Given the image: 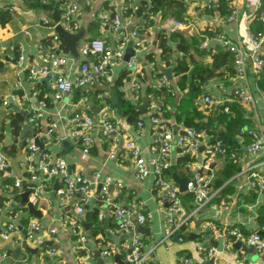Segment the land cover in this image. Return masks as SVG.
Listing matches in <instances>:
<instances>
[{
  "label": "crops",
  "instance_id": "1",
  "mask_svg": "<svg viewBox=\"0 0 264 264\" xmlns=\"http://www.w3.org/2000/svg\"><path fill=\"white\" fill-rule=\"evenodd\" d=\"M78 6L75 20L79 29L71 35L77 38L68 41L61 37L62 44L56 52L68 59V65L63 69L65 77L74 80L79 73L82 65L93 61L92 57L83 58L80 47L89 39L102 36L114 48L119 43L109 28H104L101 32L98 28L97 15L102 11H119L124 8L129 11L139 5V0H69ZM185 3V13L183 14L186 30L178 31L185 36L188 44H184L187 54L177 50L176 44L172 46L173 59L186 58L188 63L210 65L213 55L219 50L228 51L219 45L213 37L225 36L233 43L240 45L241 49L250 52L248 43L250 32L249 24L256 18L259 9L256 8L259 0H239V16L235 22L227 21L226 17H221L216 11L199 12L204 0H182ZM262 0H260L261 2ZM0 4L8 5L15 9L14 13L9 14V20L0 25V153L5 158L8 168L14 173V178L8 180L13 185L14 179H26L27 174L20 167L27 152V140L38 131L37 127L44 130L49 124H56V139L46 144V150L52 159L62 158L68 165V170L72 175L91 176L94 172H99L101 177L110 176L113 184L109 188V194L113 200L123 208H133L136 212L149 214V219L140 225L137 232L141 234L143 240V252L149 253L152 264H175L180 257L190 258L194 264H264V256H259L253 251L245 250L235 246V243L224 237L219 232L229 225H234L248 232L255 230L258 225L256 222L257 210L264 203V197L254 196L251 201V190L247 189L244 171L264 160V149L255 156H246L242 153L238 157L240 171L228 182H230V193L222 196L217 195L212 201L191 215L194 208L191 196L189 199L182 195L183 217H190L189 222L184 225L186 228L180 232L179 229L173 232L165 220L167 217V206L160 207L158 204L157 189L154 186V176L151 174L144 180H137L134 177V166L130 156L122 150L120 142L115 143L114 139L105 141L98 134L95 135V143L89 154L82 153L80 146L71 141L66 133L71 128V118L77 108L78 101L87 96L88 102L92 106L93 113L102 107V101L98 95L107 92L104 100L109 108L107 115L115 121L121 128L125 137L136 141L142 149V156L152 169V164L157 155L152 149L153 129L148 120V109L145 114L138 113V117L143 116V135L136 137L135 123H130L128 117L122 115L121 101L128 100L133 105H140L145 98L151 99L153 94H146V88L157 89L159 85L158 77L147 65L145 55L152 53L159 57L156 35L161 29L163 22L159 16L153 19L154 25L144 31H140L136 38H131L127 44L128 49L135 51L143 59L145 77L142 80L143 88L139 99H135L130 91V82L134 77L126 73L123 79L119 77L124 70V65L116 63L110 66L108 78L103 85L94 86L91 89H76L71 93H65L60 97L51 81L43 79L36 84H31L26 78L25 73H18L14 66L15 58L23 54L25 56L24 67L36 58L39 44L45 39H51L56 30L41 24L43 17L49 14L43 10H32L24 2L19 0H0ZM112 7V8H110ZM264 12H261L262 16ZM123 26L127 31H131L134 26L144 27L145 22L142 18H137L132 13L122 12ZM205 38H209L208 45L202 47ZM137 49V50H136ZM264 53V47L262 48ZM158 59V58H157ZM41 64L48 65L47 62L39 60ZM159 65V64H158ZM234 71L233 60L229 65ZM223 76L214 77L208 80L202 87V92L207 95H218L222 89L233 92L235 89L247 88L252 94L255 103L251 106L240 105L244 117L248 121L247 128L260 127L264 133V91L258 86V75H255L247 63V73L244 77L229 74L226 71ZM177 79L171 80V88L175 95L174 102H167L161 99V106L166 109L165 119L173 132V141L184 126L176 118L177 102L184 97L186 91H180L177 87ZM34 86V89L32 88ZM198 109L206 115L214 109H205L198 101ZM37 109L44 111V116L36 125L27 123L28 113ZM137 109V108H136ZM137 112L139 110L137 109ZM16 113L24 116L18 135L13 134L11 121ZM214 125H217L215 122ZM25 129L23 135V128ZM217 131L223 133L224 127L217 126ZM239 141H242L240 137ZM172 150L168 154L167 160L171 167V174L168 176L177 186L176 178L187 180L192 173L202 170L212 179L223 168L226 158L218 157L213 152L210 143V136L205 133L202 135L199 153L191 158L180 154L179 150L172 144ZM184 158L186 160H184ZM208 164V169L204 166ZM200 170V171H201ZM175 175L176 178L173 176ZM6 181L0 179V228H3L10 221L12 213H18L20 220L18 226L20 230L10 234L9 239L0 238V264H98L97 256L93 259H86L81 251L73 249L76 232L71 227L74 216L73 206L68 204L60 206L57 197H51L56 185H61L56 181L40 192L38 201L34 204L35 209L40 213V219L31 215L23 202L22 195L26 193L25 185L18 189L6 190L3 185ZM227 182V183H228ZM119 184V185H117ZM213 188V187H212ZM92 202L84 208L83 220L87 231V246L97 252L100 249H112L114 255L119 256V262L115 259H103V264H126L124 245L129 242L131 232L116 233L115 220L111 212L98 206L99 190L94 185ZM257 194L255 191H253ZM224 200L226 209H221L220 214L215 210L219 207L220 201ZM102 211L104 218L99 221L100 232L97 236H91L90 220L87 219L88 213L92 208ZM31 220H37L42 225V236L45 238V245L36 247H23L24 228ZM137 226V225H136ZM136 228V227H135ZM54 229L56 234L54 241L46 236V233ZM181 238L182 240H179ZM48 243H50L48 245ZM53 243V245L51 244ZM50 245L58 248L61 253L56 256H48L47 252ZM213 248L214 254L205 258L206 251L200 252L198 246ZM5 255V256H4ZM84 261V262H83Z\"/></svg>",
  "mask_w": 264,
  "mask_h": 264
},
{
  "label": "built area",
  "instance_id": "2",
  "mask_svg": "<svg viewBox=\"0 0 264 264\" xmlns=\"http://www.w3.org/2000/svg\"><path fill=\"white\" fill-rule=\"evenodd\" d=\"M23 2V0H19ZM220 0H204L199 12H213L216 11ZM231 10L227 16V21L235 22L239 16V0H230ZM89 5L90 1L86 0ZM261 6L260 0L257 2L256 8ZM63 13L60 19L52 22L50 17H43L41 24L53 30L61 27L66 33H75L79 26L75 20L78 12V6L69 1L64 0ZM112 8V7H110ZM137 7L131 9L136 10ZM15 9L8 5L0 4V15L2 13H14ZM122 12L127 13L124 8L119 11L111 12L102 11L97 15V23L99 31L108 27L110 32L118 40V45L112 47L108 41L102 36H97L87 40L81 47L80 53L83 58L92 57L93 61L84 64L80 67L78 76L74 80H69L65 77L63 69L68 65V59L65 56L59 55L56 51L60 49L62 44L60 35L55 32L51 38L50 45L39 44L36 52L37 60L25 64V56L18 55L14 60V66L18 73H25L27 80L31 84H36L44 78H48L56 89L57 95L60 97L65 93H71L76 89L88 90L95 85L105 84L108 78V71L111 65L121 63L124 65V70L128 71L134 79L130 82V91L135 99H139L143 88L142 80L145 77L143 59L134 52V54L126 62L124 60L125 52L128 49L127 44L131 38H136L141 29L140 25L133 27L131 31H127L123 26ZM128 14H130L128 12ZM134 14V13H133ZM131 16V14H130ZM158 16V15H157ZM155 16L153 17V19ZM261 21L264 24V14L261 16ZM161 29L167 34H172L178 31L187 29L183 21H176L174 19H166L162 21ZM219 45L228 50L232 55L233 67L235 75L244 77L247 73V63L250 62L251 70L255 75H259L264 66V31L249 33L248 43L250 45V52L241 49L240 45L233 43L225 36L219 35L213 37ZM209 38H205L202 47L208 45ZM137 50V49H136ZM158 58V59H157ZM147 61V65L152 71L157 67L165 69H172V79H176L173 66L176 59L171 57L167 61L160 60ZM39 60L47 62L45 66L38 62ZM167 62V63H166ZM159 64V65H158ZM161 75L158 77L159 85L157 89L163 87L165 89L171 88V80L157 71ZM34 89V86H32ZM154 89V90H157ZM107 97V92H102L98 95V99L102 101V107L96 113H93L92 106L88 102L87 96L82 97L75 109L71 118V128L66 133V136L75 144L80 146L82 153L89 154L91 148L95 143V135L98 134L100 138L105 141L114 139L115 143L120 142V147L125 151L133 161L134 177L137 180H144L151 174L154 176V186L157 189L158 204L160 207L167 206V217L165 222L170 225L171 229L176 231L181 226L189 222L190 217H183V202L179 187L168 176L164 174V170L170 167L167 160L168 154L172 150V144L179 150L180 154L194 158L199 153V147L204 131H196L194 128L183 126L180 133L173 141V132L171 131L167 120L165 119L166 109L161 106V99L157 96H151L148 109V120L153 129L152 149L156 153L157 158L151 162L152 169L142 156V149L135 140L125 137L121 132L119 125L113 121L106 113L109 108L108 103L104 100ZM238 103L242 106H251L255 100L247 88H239L228 92L222 89L218 95L211 96L204 94L200 98V105L205 109H222L223 113L227 114L230 111V104ZM44 116V111L37 109L28 113L27 123L36 125ZM143 116H139L135 122V135L141 137L143 135ZM38 127V126H36ZM56 124L51 123L44 130L37 131L27 140V152L23 162L20 163L21 169L27 174L26 179H14L13 185H10L8 180L14 178V173L8 168L4 156L0 153V179L5 180L3 187L6 190L13 188H22L25 185L26 192L29 193V202L33 205L38 201L40 192L46 187L53 184L54 181L61 186L55 191L57 202L60 206L71 204L73 206L74 216L72 218L71 227L76 232V238L73 249L81 251L86 259H93L96 252H93L88 246V236L83 220L84 208L92 201L94 185L98 186L100 207L111 212L116 223V233H133L129 238V242L124 245L126 264H152L149 253L143 252V240L139 232H135L136 225H143L148 221L149 214L136 212L133 208H123L117 204L112 196L109 194V188L113 184V179L110 176L101 177L99 172H94L91 176L72 175L68 170L66 161L62 158L52 159L50 154L43 149V147L55 140ZM245 136L248 141L241 147V153L246 156H255L264 149V133L261 128H247L240 130V139ZM238 137V138H239ZM213 152L218 157L238 159L239 153L230 152L225 145L216 140L213 144ZM208 169V164L204 166ZM201 170V169H200ZM195 171L188 179L186 185V192L191 196L194 208L190 211L191 215L196 214L199 210L207 206L213 198L218 195L219 189L212 188V177L207 175L202 170ZM245 182L247 189L255 191L257 195L264 197V160L255 163L248 170L244 171ZM119 185V184H117ZM120 186V185H119ZM224 200L220 201L219 207L215 210L216 214H220L221 209H226ZM98 221L104 218L102 211L98 213ZM20 216L18 213H12L10 221L0 228V238L9 239L10 234L18 232L21 228L18 226ZM25 235L22 244L26 247L34 246L36 249L45 245V238L42 236V225L37 220H31L24 228ZM224 237L231 239L232 242L240 243L238 249L245 250L252 249L254 253L259 256H264V235L259 227L251 231H243L239 227L229 225L219 232ZM56 232L54 229L49 230L46 236H49L54 241ZM179 240H182L179 238ZM53 245V243H51ZM50 245L47 252L48 256H56L61 251ZM200 252L206 251L205 258L211 257L214 254L213 248H206L199 245ZM99 256L106 259L114 257L112 249H100ZM5 256V255H4ZM87 261V260H86ZM82 264H90L88 262ZM175 264H194L188 257H180Z\"/></svg>",
  "mask_w": 264,
  "mask_h": 264
},
{
  "label": "trees",
  "instance_id": "3",
  "mask_svg": "<svg viewBox=\"0 0 264 264\" xmlns=\"http://www.w3.org/2000/svg\"><path fill=\"white\" fill-rule=\"evenodd\" d=\"M24 4L32 10H43L49 14L52 22H56L60 19L63 13L64 0H23ZM185 3L182 0H139V5L136 10H129L130 14L134 13L135 17L144 19L145 25L141 29V32L148 27L154 25L153 17L159 16L161 21L166 19H174L176 21H184L183 14L185 13ZM231 10L230 0H220V3L216 9V12L221 17L229 15ZM259 13L256 18L249 24L251 33L258 31H264V24L261 21V12H264V0L261 1ZM212 13V12H210ZM10 15L8 13H2L0 15V25L9 20ZM157 47L159 50L160 60L167 61L172 57V46L176 44L177 50L187 54V50L183 47L184 44H188V40L180 32L167 34L164 30L160 29L156 35ZM43 45H50L51 39H45L42 41ZM145 59L151 62L156 61V56L152 53L145 55ZM167 63V62H166ZM232 64V55L228 51L219 50L213 55V60L210 65H201L195 62L188 63L186 58H178L173 66V72L177 79V87L180 91H186L184 97L180 98L177 102L176 118L185 127L194 128L196 131H204L210 136V143L213 144L216 140H220L228 151L241 153V147L248 139L242 136V141H239L240 130L248 126V121L244 117L243 111L238 103L230 104L229 113H223L222 109H214L210 114L206 115L203 111L198 109V101L203 96L202 87L210 79L214 77H220L225 74L226 71L229 74H233L234 71L230 69L229 65ZM159 69L156 67L154 73L156 77L161 74L157 72ZM128 71L123 70L119 81L123 79ZM258 86L264 91V66L258 75ZM146 94H153L159 98L166 99L167 102H174L175 95H173L170 89L163 87L152 90L149 87L146 88ZM137 107L128 100L121 101L122 115L128 117L130 123H135L138 119ZM24 120V116L20 113H16L12 119L11 127L13 128V134L16 136L19 134L21 128V122ZM217 125H214V123ZM222 125L224 127L223 133L217 131V126ZM38 131L40 129L37 127ZM184 160H186L184 158ZM238 159L226 158V162L223 168L212 179V187L214 190L219 189L218 195L222 196L226 193H230V182L239 171L240 167L237 163ZM164 174L169 176L171 174V167L164 170ZM228 182V183H227ZM251 201H254L255 194L251 191ZM190 198L187 193L183 196ZM100 207V202H98ZM98 208H92L88 213L87 219L92 223L91 236L95 237L100 232V222L98 221ZM257 225L264 235V203L259 206L256 216ZM186 226H181L179 234ZM243 230V229H241ZM244 231V230H243Z\"/></svg>",
  "mask_w": 264,
  "mask_h": 264
},
{
  "label": "water",
  "instance_id": "4",
  "mask_svg": "<svg viewBox=\"0 0 264 264\" xmlns=\"http://www.w3.org/2000/svg\"><path fill=\"white\" fill-rule=\"evenodd\" d=\"M56 32L60 35V37H62L63 39H66V40H68V41H72L73 39L77 38V35H71V34H69V33H66L65 31L62 30L61 27H57V28H56ZM133 54H134V52H133L132 49H127L126 52H125L124 60L127 62V61L129 60V58H130ZM158 69H159V71H160L162 74H164V75L167 77L168 80H171V79H172V69H169V68H168V69H165V68H162V67H160V66L158 67ZM43 80H44V81H47L48 78H44ZM149 102H150V100H149L148 98H145V99L143 100V102H142L140 105H137V106H136L137 109L139 110V113H140V114H145V111H146V109H147V107H148V105H149ZM27 128H28V126H26V127L23 128L22 135H23L25 129H27ZM173 177L176 178L175 175H174ZM176 182H177L178 185H179L180 192L184 193V192L186 191V185H187L188 181H187L186 179L183 180V179L176 178ZM57 189H58V188H57V185H56L54 191H56ZM28 197H29V193H28V192H26V193H24V194L22 195L23 202L26 204L29 213H30L31 215H33L34 217L40 219L41 213H40L37 209H35V207H34V205H33L32 203L29 202ZM51 197H52V198L55 197L54 193L51 195ZM91 202H92V201H91ZM91 202H90V203H91ZM139 226H140V225H137V226H136V228H135V232H137ZM24 232H25V231H24ZM132 236H133V233H131V234L129 235V238H131ZM49 244H50V243H48V245H49ZM240 245H241L240 243H236V244H235L236 247H239ZM23 247H26L25 244H23ZM250 251H252V249H250ZM96 256H97V259H98V264H103V259L100 258V256H99V252H98V251L96 252ZM113 259H115L116 262H119V261H120L118 255H114Z\"/></svg>",
  "mask_w": 264,
  "mask_h": 264
}]
</instances>
